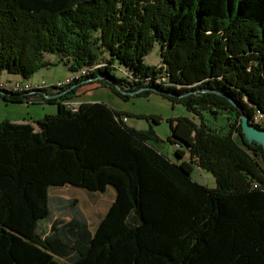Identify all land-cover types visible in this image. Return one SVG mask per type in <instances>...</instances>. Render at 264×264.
<instances>
[{
	"label": "trees",
	"instance_id": "obj_1",
	"mask_svg": "<svg viewBox=\"0 0 264 264\" xmlns=\"http://www.w3.org/2000/svg\"><path fill=\"white\" fill-rule=\"evenodd\" d=\"M154 46L158 66L144 62ZM51 56L73 77L64 88L0 91L57 108L35 126L0 121V264H264L263 150L240 126L264 130V0H0V73L27 81ZM91 85L182 104L192 117L169 123L175 158L108 103L66 107ZM219 111L225 134L204 118ZM196 165L216 188L192 179ZM64 186L114 190L93 231L74 201L68 219L40 223Z\"/></svg>",
	"mask_w": 264,
	"mask_h": 264
},
{
	"label": "rangeland",
	"instance_id": "obj_2",
	"mask_svg": "<svg viewBox=\"0 0 264 264\" xmlns=\"http://www.w3.org/2000/svg\"><path fill=\"white\" fill-rule=\"evenodd\" d=\"M54 64L39 70L31 78V84H36L37 81L43 79L46 84H51L52 82L64 79L68 77L69 71L62 64L56 63V57L51 56L50 58ZM144 62L150 66L160 65L159 47L154 46L152 51L144 58ZM123 67H119L116 71V76H123ZM70 81V78H69ZM40 84V83H38ZM84 97V101H101L110 104L113 108L118 111L124 112L127 115V125L137 130H146L152 127L156 135L161 141L154 143V146L167 155L170 159H174L175 149L172 144L167 141L170 134V121L179 117H192V114L186 110V108L180 103H172L166 98L158 95L151 94L149 97H133L128 101H123L118 98L109 89H98L94 87H89V89L82 90L79 95L85 93H91ZM43 108L49 114H55L57 108L52 104H35L31 105L30 111L35 114V117H40V112ZM8 112H27L25 107L16 108L10 106L6 108L3 101L0 100V119H4ZM205 119L209 122L212 129L218 131L220 134H225L228 130L227 124L229 123L226 119L225 113L219 111L216 114L206 113L204 115ZM146 117H155L159 121L154 123L152 120H146ZM240 117V126L241 118ZM198 122V118H194ZM233 122V121H232ZM235 123V122H233ZM234 136H236V131H234ZM242 134V128H241ZM243 137V134H242ZM194 162L197 163V159L194 158ZM191 177L198 184L203 185L207 188H216V180L211 173H208L198 165L194 166ZM114 199V190L111 187H107L106 191L103 193H91L83 189L74 188L70 186H64L60 188H51L49 190V204L51 210V216L49 220H44L40 223H44L46 226L52 220L61 218L68 219L69 209L68 204L71 201L75 202V207L80 210L85 216L89 228L93 231L98 224L99 220L104 216L107 209Z\"/></svg>",
	"mask_w": 264,
	"mask_h": 264
},
{
	"label": "crops",
	"instance_id": "obj_3",
	"mask_svg": "<svg viewBox=\"0 0 264 264\" xmlns=\"http://www.w3.org/2000/svg\"><path fill=\"white\" fill-rule=\"evenodd\" d=\"M21 80H23V79L21 77H19V76L9 75V74H7L5 72H1L0 73V81H2V82L3 81H7V82H10V81L11 82H17V81H21ZM59 80H63V79H59ZM27 81L31 82V79H29ZM56 81H58V80H56ZM89 87H94L96 90L100 89V88H96V85L86 86V87L82 88L79 91V94L81 93L82 90L89 89ZM89 94H92V92L91 93L82 94L79 97L75 98L72 102H76L78 104H80L81 102H95V101H84L83 98L86 97ZM38 104H45V103H38ZM5 105H6V108H8L10 106H14V109L21 108V107H25V109L27 110V112H24V113L8 112L7 116L4 119H8V120H10L11 122H14V123H28V124H30L32 126H35V122L36 121H38L39 119H41L44 115L49 114V111L47 112L43 108V110L40 112V115H39L40 117H35L36 115L35 114H32V112L29 110L30 107H31V105H35V104H30V103L10 104V103H5ZM4 119H0V121H2Z\"/></svg>",
	"mask_w": 264,
	"mask_h": 264
},
{
	"label": "water",
	"instance_id": "obj_4",
	"mask_svg": "<svg viewBox=\"0 0 264 264\" xmlns=\"http://www.w3.org/2000/svg\"><path fill=\"white\" fill-rule=\"evenodd\" d=\"M34 92H40V91H34ZM210 92H213V93L225 98L231 104H234L233 101L227 95H225L221 92H218V91H210ZM241 128H242V134H243L244 141L248 144L255 143L257 145H260L262 147L263 156H264V130L257 128L255 126H253L252 124H250V122L248 121V119L246 117L241 118Z\"/></svg>",
	"mask_w": 264,
	"mask_h": 264
},
{
	"label": "built area",
	"instance_id": "obj_5",
	"mask_svg": "<svg viewBox=\"0 0 264 264\" xmlns=\"http://www.w3.org/2000/svg\"><path fill=\"white\" fill-rule=\"evenodd\" d=\"M83 72V70H82ZM69 78H71V75L68 76L67 78L63 79V80H58V81H55V82H52L51 84H46V82L41 79L40 81L36 82V83H41V90L43 89H46L48 87H61L64 88L66 85L69 84ZM23 82H29V81H17V82H7V81H0V84H6V91H9V92H18V85H21L23 84ZM40 91V90H38ZM66 105V107L68 109H70L72 111L73 108H75L76 106H79L78 103L76 102H65L64 103ZM255 121H264V115H256L253 119V122L255 124Z\"/></svg>",
	"mask_w": 264,
	"mask_h": 264
},
{
	"label": "bare ground",
	"instance_id": "obj_6",
	"mask_svg": "<svg viewBox=\"0 0 264 264\" xmlns=\"http://www.w3.org/2000/svg\"><path fill=\"white\" fill-rule=\"evenodd\" d=\"M85 73V71L83 70V72L81 71L80 72V74H84ZM72 78L73 77H71L70 78V81L72 80ZM50 88H54V89H59V88H61V87H48V88H46V89H50ZM1 90H3V91H6V84H0V91ZM29 90H36V91H38V90H41V83L40 84H38V83H36V84H31V83H29V82H23V84H21V85H18V92L20 93L21 91H29ZM51 90V89H50ZM17 92V93H18ZM3 93V92H2ZM32 93H34V91H32ZM31 94V93H30ZM41 94V93H40ZM31 95H33V94H31ZM40 97V96H39ZM42 98V97H41ZM78 108V106H76L75 108H73L72 109V111H75L76 109ZM123 118V117H122ZM122 120V119H121ZM124 120H126L125 118H124ZM124 122V121H123ZM264 121H255V124H257V125H261V126H264Z\"/></svg>",
	"mask_w": 264,
	"mask_h": 264
}]
</instances>
